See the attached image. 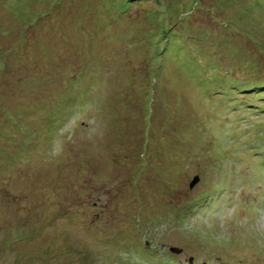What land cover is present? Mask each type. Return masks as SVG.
Segmentation results:
<instances>
[{
  "label": "rangeland",
  "instance_id": "374dc122",
  "mask_svg": "<svg viewBox=\"0 0 264 264\" xmlns=\"http://www.w3.org/2000/svg\"><path fill=\"white\" fill-rule=\"evenodd\" d=\"M262 84L264 0H0V264H264Z\"/></svg>",
  "mask_w": 264,
  "mask_h": 264
},
{
  "label": "water",
  "instance_id": "95a60500",
  "mask_svg": "<svg viewBox=\"0 0 264 264\" xmlns=\"http://www.w3.org/2000/svg\"><path fill=\"white\" fill-rule=\"evenodd\" d=\"M198 179H199L198 177H195V178H194V180H193L192 183L190 184V188H192L193 185H195V184L199 181ZM171 250L178 252V249H176V248H171Z\"/></svg>",
  "mask_w": 264,
  "mask_h": 264
},
{
  "label": "trees",
  "instance_id": "16d2710c",
  "mask_svg": "<svg viewBox=\"0 0 264 264\" xmlns=\"http://www.w3.org/2000/svg\"><path fill=\"white\" fill-rule=\"evenodd\" d=\"M264 87V84L260 85V86H256V87H253L254 90H257V89H260V88H263Z\"/></svg>",
  "mask_w": 264,
  "mask_h": 264
}]
</instances>
